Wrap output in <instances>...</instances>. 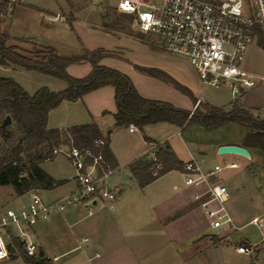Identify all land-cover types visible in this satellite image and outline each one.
Returning <instances> with one entry per match:
<instances>
[{
	"label": "crops",
	"instance_id": "1",
	"mask_svg": "<svg viewBox=\"0 0 264 264\" xmlns=\"http://www.w3.org/2000/svg\"><path fill=\"white\" fill-rule=\"evenodd\" d=\"M15 11V8L5 7L0 12V31H5L11 36L8 44L18 45L32 52L51 47L61 55L56 46L51 44L53 38L49 33L50 30L46 29L49 37L48 40H42L45 42L36 41L33 37H17L6 29L4 30L3 17L6 14L13 15ZM59 11L57 13L48 11V21L57 20L55 16L59 14ZM73 22L70 24L72 27ZM24 41H30L32 49H26L23 46ZM257 41L258 35L252 43L258 44ZM258 49L262 50L260 46ZM85 62L87 61L79 64ZM0 67L5 71L16 69L1 64ZM243 67L252 73L262 75L257 71L256 66L249 64L248 55H245ZM109 87L98 88L85 94L79 100L71 102L75 107L67 105L69 101L63 102L56 108L63 110L59 116L61 124H52V114L56 110L54 109L49 114L48 127L63 129L95 122L104 137L110 136V148L119 166L108 173L106 181L108 185L110 176L115 174L119 176L118 179L114 178L116 183L114 189L118 190V198L115 203L106 207L97 205L92 216H88L87 211L78 205L71 206L66 212H56L48 221L38 223V226L32 228L31 231L38 250L42 251L49 260H51L50 252L58 251L54 255V260L59 261L64 258L61 264H208V255L211 250L219 249L222 235L220 233L209 234L204 231L205 225L202 217L208 220L209 226L210 219L201 207L200 201L195 199V188L185 183V168L171 170L144 187L140 186L132 170V167L138 166L142 160L150 159V149L153 143L167 144L184 163L194 158L200 166H203V170L213 169L214 167L206 166L205 157L196 158L186 143L181 140L190 155L185 156L182 145L176 137H181L182 133L189 128L204 127L199 125L167 127L166 125L170 123L161 122L147 125L143 129L131 124L135 127V130L131 131V125L117 126L114 117L117 112L115 89H109ZM192 95L190 103L182 109L193 111L200 101H204L210 105L230 110L235 103L231 92L230 95L213 96L210 99L197 98L193 92ZM196 98L197 103H195ZM238 104L249 109L255 116L263 118L264 81L260 80L253 88L246 90L238 99ZM233 125L244 129L242 136L223 135L220 132L211 137L209 141L198 143V147L202 144L203 148L208 149L210 157L216 161L215 165L219 161L226 163L224 168L231 170L233 176L242 173L239 170L241 165H245L252 174L259 170L264 171V154L259 148L247 146L244 143L246 135L252 131L251 128L246 124L233 122L221 128ZM217 130L219 129H216V132H219ZM227 143L245 147L251 157L246 158L234 153H218V148ZM232 164L237 166L228 167ZM49 174L56 180L68 181L67 178ZM74 178L76 181L75 175ZM59 189L57 187L45 190V193ZM38 192L40 194L44 191ZM51 195L47 194L49 198L46 197V201L57 199ZM84 238H88V241H84ZM213 240L216 243L213 244ZM218 264H226V262L222 261ZM251 264H254V261Z\"/></svg>",
	"mask_w": 264,
	"mask_h": 264
},
{
	"label": "rangeland",
	"instance_id": "2",
	"mask_svg": "<svg viewBox=\"0 0 264 264\" xmlns=\"http://www.w3.org/2000/svg\"><path fill=\"white\" fill-rule=\"evenodd\" d=\"M24 2V4L21 3L22 5L14 7L16 11L13 15L6 14L3 17L4 30L6 29L17 37H33L40 42L48 40L49 33H51L53 38L51 44L56 46L63 57L91 53L98 49L110 51L113 55L105 56L99 64L117 69L130 77L139 93L146 98L167 101L180 108H184L192 100L190 95L171 83L139 71L136 65L164 70L181 85L188 87L197 98L210 99L213 96L230 95V90L227 87L216 88L204 85L189 60L167 52L155 37L140 33L134 17L122 14L116 9L118 0H25ZM48 11L55 13L59 11V15L65 21L59 19L48 21ZM72 22L73 27L70 25ZM46 29L50 32L48 33ZM23 46L26 49H32L30 41L25 42ZM258 46L256 42L252 43L246 55H248L249 64L256 66L257 71L264 75V49L259 50ZM15 68L5 71L0 67V75L14 79L30 94L41 87L52 91H61L67 87V82L61 78L18 66ZM92 68V64L87 61L83 64H71L66 71L74 77H84ZM109 89L114 90L112 86ZM197 98L196 100H198ZM196 100L195 103H197ZM67 105L75 107L71 102H68ZM61 112L63 113L61 108L54 110L51 118L53 119L52 124H61L59 123ZM13 125L14 122L8 126H11V140L16 141L21 132L17 125ZM166 126L174 127L172 124ZM214 131L209 132L202 127L189 128L182 133L181 137H176L182 145L185 156L189 157L190 155L182 141L186 143L196 158L205 157L206 166L213 168L216 161L210 157L208 149L203 148L202 144L198 147L197 144L209 141L211 137L220 132L223 135L232 134L240 137L243 135L244 129L241 126L233 125L228 128H219L217 130L219 132ZM2 142L3 137L0 134V143ZM63 148L66 146L64 145ZM217 163L222 167L226 164L222 161ZM42 167L56 177L68 179L65 184L58 186L60 189L57 191L45 193V190H42L44 192H41L40 195L43 199L48 197L47 194H52L51 197L61 198L77 190L78 184L74 178L76 171L64 154L57 155L52 161L43 162ZM201 167L203 166L201 165ZM239 170L242 173L233 176L231 170L224 168L213 177L216 182L225 184L230 191L231 196L227 207L238 228L214 230L208 225V220L204 216L202 217L206 233L222 235V240L219 238L221 240L219 249L211 250L208 255V264H218L222 261L226 264H251L256 260L248 255L237 253L235 248L242 243L259 247L264 244V226L260 229L257 225L250 223L254 217L264 221V171L259 170L252 174L245 165H241ZM118 177L117 174L110 176L108 186L114 188L116 185L114 178L118 179ZM29 200V192L19 196L12 185H0V220L8 209L24 207ZM35 226L38 224L32 228ZM214 243H216L215 240H213ZM39 253L38 250L36 258ZM56 253L58 251L50 252L51 260L46 264H61L63 262L64 258L59 261L54 260ZM15 254L17 257L14 258L10 255L9 258L1 260L0 264H29L26 262L25 255L18 251H15ZM257 262L260 263V258L257 259Z\"/></svg>",
	"mask_w": 264,
	"mask_h": 264
},
{
	"label": "trees",
	"instance_id": "3",
	"mask_svg": "<svg viewBox=\"0 0 264 264\" xmlns=\"http://www.w3.org/2000/svg\"><path fill=\"white\" fill-rule=\"evenodd\" d=\"M3 8L5 6L0 2V12ZM257 35L258 45L264 49V31L258 29ZM10 40L11 36L7 32L0 31L2 66L36 70L67 82V87L61 91L41 87L30 94L14 79L0 75V134L3 137V142L0 143V185H12L19 196L30 191L52 190L67 182L56 180L42 167L46 157L51 156L53 160L55 158L53 150L64 145L88 150L93 157L100 156L98 167L101 174L118 168L119 164L110 148V136L104 137L95 122L63 129L48 127L49 114L52 110L65 101L75 102L85 94L104 86H112L115 89L117 112L114 117L117 126L133 124L143 129L150 124L166 122L177 127L199 125L212 131L227 123H241L248 125L252 130L245 137V145L259 148L264 154V117L255 116L249 109L239 105L238 101H235L230 110L202 101L193 111L178 108L170 102L142 96L130 77L117 69L100 65L102 58L113 55L110 51L98 49L91 53L63 57L51 47L32 52L18 45L8 44ZM83 61H89L93 66L88 75L74 77L67 73L69 65ZM136 68L171 83L193 97L190 89L181 85L164 70L140 65H136ZM7 115L11 116L13 126L17 125L21 132L16 141L11 140V126L1 128ZM99 140H103V143H99ZM155 156L156 162L150 157L142 160L138 166L132 167L141 187L171 170L184 168L185 163L178 159L167 144H159ZM156 163L162 165L158 177L152 175ZM9 250L14 258L17 257L15 251L25 255L29 264L50 262L42 251L38 258L29 256L22 240L17 237L12 239Z\"/></svg>",
	"mask_w": 264,
	"mask_h": 264
},
{
	"label": "built area",
	"instance_id": "4",
	"mask_svg": "<svg viewBox=\"0 0 264 264\" xmlns=\"http://www.w3.org/2000/svg\"><path fill=\"white\" fill-rule=\"evenodd\" d=\"M25 0H0L12 9ZM116 9L132 15L140 33L158 39L167 52L182 56L194 66L204 85L227 87L234 101L253 88L258 75L243 67L249 45L257 38V30L264 31V0H118ZM58 20H64L59 14ZM65 21V20H64ZM130 130H135L130 126ZM103 143V140H99ZM53 150V155L64 154L76 171L77 190L61 198L46 201L38 191H30L28 204L10 208L0 220V261L10 256L9 244L20 238L29 256H36L38 245L32 237V226L48 221L56 212H64L70 206H82L88 216L95 213L97 205L106 207L115 203L118 190L110 188L106 179L109 172L100 173V156L90 151L65 145ZM158 143L151 145V159L157 161ZM51 156L45 161H51ZM236 164L228 167H236ZM186 185L195 188V199L210 219L214 230L237 229L238 225L227 207L230 191L213 177L224 167L217 164L205 171L191 158L185 162ZM162 165L156 163L152 175L158 177ZM96 201L95 204L93 202ZM250 223L260 229L264 221L254 217ZM88 241V238H84ZM236 252L252 257L264 264L262 247L242 243ZM58 259V257H55Z\"/></svg>",
	"mask_w": 264,
	"mask_h": 264
},
{
	"label": "water",
	"instance_id": "5",
	"mask_svg": "<svg viewBox=\"0 0 264 264\" xmlns=\"http://www.w3.org/2000/svg\"><path fill=\"white\" fill-rule=\"evenodd\" d=\"M107 24V23H106ZM12 118L10 115H7L5 117V119L3 120V123L1 125V128H6L8 125L12 124ZM218 153L222 154V153H234V154H238L241 156H244L246 158H250V152L248 151V149H246L243 146L240 145H235V144H225L222 145L218 148ZM96 201L93 202V204H95Z\"/></svg>",
	"mask_w": 264,
	"mask_h": 264
}]
</instances>
